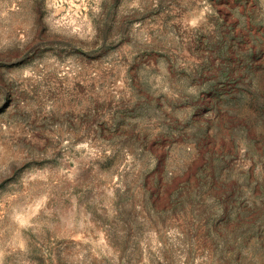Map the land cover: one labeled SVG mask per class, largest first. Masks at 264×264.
I'll use <instances>...</instances> for the list:
<instances>
[{"label": "rangeland", "instance_id": "obj_1", "mask_svg": "<svg viewBox=\"0 0 264 264\" xmlns=\"http://www.w3.org/2000/svg\"><path fill=\"white\" fill-rule=\"evenodd\" d=\"M0 264H264V0H0Z\"/></svg>", "mask_w": 264, "mask_h": 264}]
</instances>
